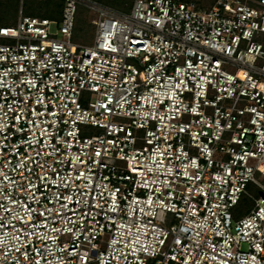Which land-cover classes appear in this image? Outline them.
Returning <instances> with one entry per match:
<instances>
[{
    "label": "built area",
    "instance_id": "obj_1",
    "mask_svg": "<svg viewBox=\"0 0 264 264\" xmlns=\"http://www.w3.org/2000/svg\"><path fill=\"white\" fill-rule=\"evenodd\" d=\"M0 264H264V0L20 6L0 26Z\"/></svg>",
    "mask_w": 264,
    "mask_h": 264
},
{
    "label": "trees",
    "instance_id": "obj_2",
    "mask_svg": "<svg viewBox=\"0 0 264 264\" xmlns=\"http://www.w3.org/2000/svg\"><path fill=\"white\" fill-rule=\"evenodd\" d=\"M112 7L122 8L125 2L129 0H98ZM27 3V13L24 12ZM22 6L24 14L29 16L45 17L50 19H60L63 0H0V26H3L10 19H17L18 10ZM87 24L77 15L76 24L74 28V36L83 34L86 31Z\"/></svg>",
    "mask_w": 264,
    "mask_h": 264
},
{
    "label": "rangeland",
    "instance_id": "obj_3",
    "mask_svg": "<svg viewBox=\"0 0 264 264\" xmlns=\"http://www.w3.org/2000/svg\"><path fill=\"white\" fill-rule=\"evenodd\" d=\"M191 1H193L195 5H197L198 7L207 8L210 6L213 0H191ZM132 2L133 0H129V5L128 2L123 3L124 7L122 8H117L115 6L114 7L122 11H128L131 7ZM26 7H27V3L24 8L25 13H27ZM78 13L81 16V18L84 20V22L87 24L86 25L87 28L86 31L83 32V34L80 33L79 36L77 35L73 36V41L78 43L90 44L93 41L94 28L90 26V24L88 23L89 16L87 15L86 11L83 8H79ZM16 21L17 19H10L4 25H14ZM246 190L253 197L259 196L260 190L257 187H255L253 184H248ZM251 206H252V200L246 197L241 200V202L237 205L235 209L239 213H245L251 208Z\"/></svg>",
    "mask_w": 264,
    "mask_h": 264
}]
</instances>
